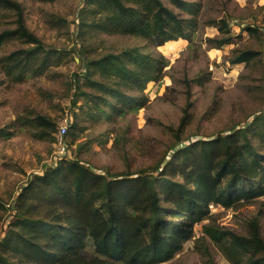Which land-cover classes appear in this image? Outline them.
I'll return each instance as SVG.
<instances>
[{
    "label": "rangeland",
    "instance_id": "obj_1",
    "mask_svg": "<svg viewBox=\"0 0 264 264\" xmlns=\"http://www.w3.org/2000/svg\"><path fill=\"white\" fill-rule=\"evenodd\" d=\"M14 1L22 7L23 25L52 57L42 73L33 72L21 82L5 76L0 63V239L15 221L11 208L20 188L55 164L54 136L66 118L72 127L66 135L64 160L81 161L107 179H159L176 146L240 130L264 114V0H185L198 8L189 41L154 49L140 38L79 28L76 20L85 17L87 0ZM162 1L179 16L190 17ZM220 20L226 23L232 42L210 48L208 39L221 38L215 27ZM15 22L12 13L0 12V34L15 29ZM28 47L19 39L5 41L0 44V60ZM134 48L161 54L163 77L147 84L140 94L125 92L143 96L141 108L125 107L117 115L101 105L105 114L99 113L82 95L97 94L87 85V75L105 82L88 67L89 62ZM241 50L259 55L247 64L230 65L228 61ZM252 142L264 156L258 141ZM209 210V219L194 226L182 249L159 264H245L250 256L262 259L256 249L232 246L228 235L218 246L203 235L202 225L244 239L256 226L264 243V196L229 209L210 205Z\"/></svg>",
    "mask_w": 264,
    "mask_h": 264
},
{
    "label": "trees",
    "instance_id": "obj_2",
    "mask_svg": "<svg viewBox=\"0 0 264 264\" xmlns=\"http://www.w3.org/2000/svg\"><path fill=\"white\" fill-rule=\"evenodd\" d=\"M166 1L190 17L179 16L162 0H87L85 17L76 21L79 28L92 32L140 38L150 49L189 41L196 29L197 4ZM0 12L16 17V28L1 33L0 44L19 39L30 46L1 58L4 75L21 82L33 72L42 73L52 55L23 25L21 5L0 0ZM215 27L221 38L208 39L210 48L230 44L226 23L220 20ZM258 55L241 50L228 63L247 64ZM164 66L161 54L142 53L138 48L93 60L88 67L105 82L87 75V85L97 94L82 95L99 113L105 114L101 105L117 115L125 107L141 108L143 96L125 92L142 93L147 84L163 77ZM252 139L264 149V114L240 130L176 146L159 179H107L81 161L60 157L20 188L11 208L15 221L0 239V264L167 262L191 239L194 226L209 219L210 205L229 209L264 196V156ZM177 176L179 181H172ZM202 232L218 246L228 235L232 246L260 251L261 260L250 256L245 264H264V243L256 226L249 239L222 233L211 224H203Z\"/></svg>",
    "mask_w": 264,
    "mask_h": 264
},
{
    "label": "built area",
    "instance_id": "obj_3",
    "mask_svg": "<svg viewBox=\"0 0 264 264\" xmlns=\"http://www.w3.org/2000/svg\"><path fill=\"white\" fill-rule=\"evenodd\" d=\"M67 118L59 124L56 129L55 136H54V145L56 147V152L54 153V161L58 158L63 157L67 153V145H66V134H67ZM212 207V206H211Z\"/></svg>",
    "mask_w": 264,
    "mask_h": 264
}]
</instances>
